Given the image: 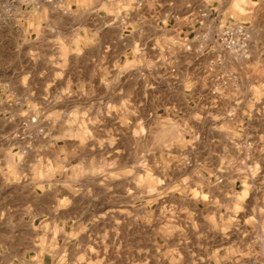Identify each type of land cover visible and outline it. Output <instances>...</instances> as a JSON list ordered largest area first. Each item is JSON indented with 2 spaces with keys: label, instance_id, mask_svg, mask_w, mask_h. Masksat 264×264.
<instances>
[{
  "label": "clouds",
  "instance_id": "clouds-1",
  "mask_svg": "<svg viewBox=\"0 0 264 264\" xmlns=\"http://www.w3.org/2000/svg\"><path fill=\"white\" fill-rule=\"evenodd\" d=\"M0 264H264V0H0Z\"/></svg>",
  "mask_w": 264,
  "mask_h": 264
}]
</instances>
